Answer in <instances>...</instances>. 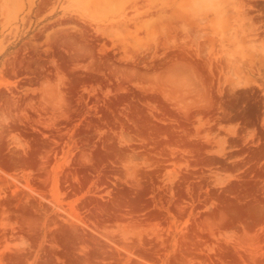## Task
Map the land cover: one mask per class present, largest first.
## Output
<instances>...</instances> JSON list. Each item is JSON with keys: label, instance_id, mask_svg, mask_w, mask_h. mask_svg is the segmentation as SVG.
<instances>
[{"label": "rangeland", "instance_id": "obj_1", "mask_svg": "<svg viewBox=\"0 0 264 264\" xmlns=\"http://www.w3.org/2000/svg\"><path fill=\"white\" fill-rule=\"evenodd\" d=\"M0 264H264V0H0Z\"/></svg>", "mask_w": 264, "mask_h": 264}]
</instances>
